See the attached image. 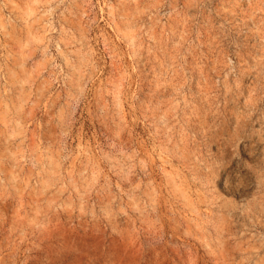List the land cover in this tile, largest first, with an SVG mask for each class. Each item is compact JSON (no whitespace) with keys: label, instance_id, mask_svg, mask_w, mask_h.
<instances>
[{"label":"rangeland","instance_id":"obj_1","mask_svg":"<svg viewBox=\"0 0 264 264\" xmlns=\"http://www.w3.org/2000/svg\"><path fill=\"white\" fill-rule=\"evenodd\" d=\"M0 264H264V0H0Z\"/></svg>","mask_w":264,"mask_h":264}]
</instances>
